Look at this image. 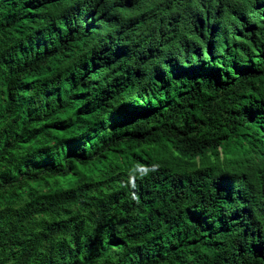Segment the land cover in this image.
Wrapping results in <instances>:
<instances>
[{"label": "trees", "instance_id": "trees-1", "mask_svg": "<svg viewBox=\"0 0 264 264\" xmlns=\"http://www.w3.org/2000/svg\"><path fill=\"white\" fill-rule=\"evenodd\" d=\"M0 264H264V0H0Z\"/></svg>", "mask_w": 264, "mask_h": 264}]
</instances>
